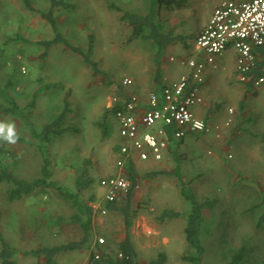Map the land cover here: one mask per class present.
Segmentation results:
<instances>
[{"label":"rangeland","instance_id":"obj_1","mask_svg":"<svg viewBox=\"0 0 264 264\" xmlns=\"http://www.w3.org/2000/svg\"><path fill=\"white\" fill-rule=\"evenodd\" d=\"M50 1L0 0V111L4 106L11 108L8 114L2 111L0 118L1 122L14 123L22 137L9 145L11 152L4 161L27 180L41 173L43 160L35 145L34 130L61 110L68 95L72 112L67 122L72 129L52 147L50 180L77 191L76 177L85 169L94 181L78 197L90 205L102 200V177L125 173L116 163L115 146L122 138L114 118L107 119L112 125L109 134L98 124L107 106L119 90L147 94L157 58L163 72L177 78L181 67L178 60L192 52L194 34L209 20L220 0H189L186 8L163 10L167 28L186 39L173 41L161 52L147 40H131L132 30L120 19L121 11L111 9L105 0H65L77 7L58 11V31L83 48L90 36L94 37L93 58L102 70L98 74L63 43L48 48L45 41L55 38L57 32L41 11L48 9ZM114 1L123 9L149 4L148 0ZM235 54L233 47L225 50L216 57L212 71L205 73L201 84L204 104L212 109L209 115L214 113L219 118V127L212 124L209 132L187 136L176 147L182 158L180 171H175L177 160L169 151L161 161L137 160L139 181L132 203L130 236L142 262L164 253L167 260L163 264H192L182 259L191 252L184 230L186 216L159 218L166 208L190 211L182 193L185 188L198 201L208 202L202 223V264H224L241 246L246 248V264H264V222L259 223L264 212V84L242 89L235 75ZM172 56L176 59L171 60ZM125 77L132 83L124 86ZM153 172L158 173L148 175ZM7 187L0 183V229L16 247V264L44 263L45 255L28 251L82 236L79 224L68 220L76 207L56 189L7 201ZM92 218L91 247L59 253L54 264H87L98 238L103 237L111 248L124 238L121 214L92 212Z\"/></svg>","mask_w":264,"mask_h":264},{"label":"trees","instance_id":"obj_2","mask_svg":"<svg viewBox=\"0 0 264 264\" xmlns=\"http://www.w3.org/2000/svg\"><path fill=\"white\" fill-rule=\"evenodd\" d=\"M108 6L113 10L121 11L120 19L125 22L131 31V40H147L151 42L150 45L153 48L158 49L157 52H161L166 46L173 43L175 40H185L184 36H176L173 28H167L166 20L162 18V11H174L176 9H183L188 7L189 0H148V7L129 8L123 9L116 4L114 0H105ZM75 3L65 0H51L48 9L42 10V16L46 19L53 29L57 32L55 38L46 40L48 48L56 43H63L65 49H71L76 52L81 59L89 65L94 73H101L99 62L93 58L95 39L91 35L86 48L72 44L68 39L64 37L62 33L58 31L57 14L59 10L76 9ZM257 58L256 66L251 70L249 79L243 82L246 89L254 88L255 81L262 75H264V49H260ZM158 56H156L157 58ZM157 69L153 78L150 91H159L164 85L163 71L161 61L157 58ZM144 95L142 92L133 91L132 93ZM118 100L107 106L105 115L102 122H98L103 127L104 133L109 134L112 130V125L107 122L109 116H112L115 121L116 129L118 130V124L115 119V112L122 108L125 100L128 98V94L118 91ZM9 113L11 108L4 106L0 111L2 113ZM72 112V102L68 95L64 97L62 108L59 112L55 113L53 117L44 123L38 130H34L35 145L39 151L43 160L41 173L31 179L27 180L18 176L10 169V166L4 161L6 155L11 151L8 148L9 143L0 141V183L3 182L8 185L5 190L7 201H14L24 196H30L38 194L54 188L59 195L68 202H71L76 207L77 211L72 214L68 220L79 224L81 228L82 236L79 239H73L66 243H60L55 245H41L35 249L29 250V253H33L36 256L45 255L47 261L41 264H54L57 260V255L62 252L74 250L82 247L90 248L94 240V232L92 226V208L78 197V194L91 185L94 179L87 174L85 169H81L76 177L77 191L71 189H65L64 186L59 185L57 182L50 180L52 173V167H54L53 146L68 130L72 129L67 122L69 114ZM206 119V118H205ZM207 121V119H206ZM1 122V118H0ZM208 122V121H207ZM74 129V128H73ZM19 140L22 137L17 133ZM186 137L182 139H176L173 135H170V146L168 151L177 160L175 171H180L182 158L176 153V147L184 141ZM120 149V143L115 146V151ZM137 160L134 158H128L124 164L125 173L132 181L131 188L121 196H119L113 202L105 203L107 209L111 212H117L123 216L125 226V236L121 239L115 248H111V245L105 243H99L98 240L95 246L90 251V256L87 264H163L167 260V256L164 253H160L159 258L151 259L147 262H142L139 259L138 252L132 242L130 236V228L132 227V203L136 192V185L139 181L138 172L136 170ZM155 173H148L149 176H153ZM159 173H168L161 171ZM183 195L188 199L190 203V211L187 213L176 211L174 209H164L159 216L160 219L178 217L184 214L187 218L185 230L186 242L191 252H187L182 255V259L189 261L192 264H202L203 254L205 252L204 243L202 240V223L204 220V209L207 206V201H198L195 195L187 189H182ZM95 198V196H91ZM264 200L262 201V204ZM261 205V203H260ZM1 219V214H0ZM1 221V220H0ZM264 222V212L260 217L259 223ZM245 247L241 246L232 256L230 261L224 264H246L245 262ZM16 247L8 241L2 234L0 229V264H16L15 255ZM99 253V257L96 254ZM59 263V262H58ZM60 264V263H59Z\"/></svg>","mask_w":264,"mask_h":264},{"label":"built area","instance_id":"obj_3","mask_svg":"<svg viewBox=\"0 0 264 264\" xmlns=\"http://www.w3.org/2000/svg\"><path fill=\"white\" fill-rule=\"evenodd\" d=\"M230 47L237 53L238 78L245 82L256 66L257 49L264 48V0H222L196 36L194 52L180 58L184 70L178 79L164 83L159 91H151L146 96L128 94L123 107L115 112L122 138L116 152L120 169L128 158L144 162L163 160L171 134L182 139L192 133L210 131L211 124L195 111L196 106L204 102L201 82L207 65ZM131 83V78H124V86ZM263 83L264 75L255 81V86ZM118 99V95L115 96L109 105ZM99 186L103 191L102 200L91 202L90 206L94 214H106L105 203L126 193L132 181L120 171L102 177ZM98 240L105 243L103 237Z\"/></svg>","mask_w":264,"mask_h":264},{"label":"crops","instance_id":"obj_4","mask_svg":"<svg viewBox=\"0 0 264 264\" xmlns=\"http://www.w3.org/2000/svg\"><path fill=\"white\" fill-rule=\"evenodd\" d=\"M222 0H220L219 2H218V4L221 2ZM218 4H216V6L218 5ZM215 6V7H216ZM213 12V11H212ZM212 12H211V14H212ZM210 14V15H211ZM210 18V17H209ZM207 21H208V19H207ZM207 22L205 21V23L196 31V33L194 34V36H193V39L195 40V38H196V36L198 35V33L202 30V28L205 26V24H206ZM194 48H195V45H194ZM194 48H193V50H192V52L191 53H193L194 52ZM229 49V48H228ZM260 49H264V48H258L257 49V53L259 52V50ZM190 53V54H191ZM235 53H236V51H235ZM178 62H180L179 60H178ZM235 75L236 74H238L237 73V53L235 54ZM181 65V67H180V69H179V72H178V77L180 76V74L182 73V71L184 70V67L182 66V64H180ZM164 66V65H163ZM214 66L215 65H213V63L212 64H208L207 65V67H206V70H205V72H204V75H203V81H204V79H205V73L207 72V71H212V69L214 68ZM162 71H163V68H162ZM238 76V75H237ZM178 77L177 78H173V77H169V76H167L166 74H165V72H163V80H164V82L166 83V82H170V81H174V80H177L178 79ZM238 78V77H237ZM239 79V78H238ZM203 81L201 82V84L203 83ZM241 82V81H240ZM242 84H243V82H242ZM264 84V83H263ZM243 87H244V84H243ZM242 87V89L244 90L245 89V87L243 88ZM255 87V86H254ZM201 91H202V89H201ZM245 91V90H244ZM149 92H151V91H149ZM148 92V93H149ZM148 93L146 94H144V96H146V95H148ZM231 109H229V112H231L230 111ZM195 111H196V113H197V115L199 116V117H201V118H203V119H207V121L211 124V126H213L212 124H216L215 126H216V128H218L219 126V124L217 123V121H218V117H216V115L214 114V113H212V115L213 116H211V115H209V114H211V113H209V112H212V109H210V108H208V107H206V105L204 104V102L202 103V104H200V105H198V106H196V108H195ZM233 112V111H232ZM205 119V120H206ZM225 119V118H224ZM225 120H228V117L225 119ZM192 134H194V133H192ZM192 134H190V135H192ZM189 135V136H190ZM168 151V150H167ZM142 162H144V161H142Z\"/></svg>","mask_w":264,"mask_h":264},{"label":"clouds","instance_id":"obj_5","mask_svg":"<svg viewBox=\"0 0 264 264\" xmlns=\"http://www.w3.org/2000/svg\"><path fill=\"white\" fill-rule=\"evenodd\" d=\"M18 139L14 123L0 122V141L15 144Z\"/></svg>","mask_w":264,"mask_h":264}]
</instances>
